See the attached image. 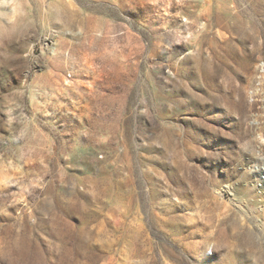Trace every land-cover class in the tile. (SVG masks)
<instances>
[{
  "label": "rangeland",
  "instance_id": "obj_1",
  "mask_svg": "<svg viewBox=\"0 0 264 264\" xmlns=\"http://www.w3.org/2000/svg\"><path fill=\"white\" fill-rule=\"evenodd\" d=\"M0 264H264V0H0Z\"/></svg>",
  "mask_w": 264,
  "mask_h": 264
}]
</instances>
